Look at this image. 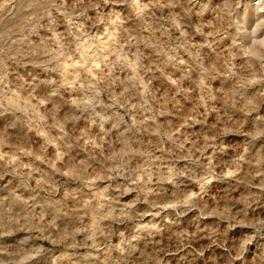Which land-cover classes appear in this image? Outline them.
<instances>
[{"label":"clouds","instance_id":"1","mask_svg":"<svg viewBox=\"0 0 264 264\" xmlns=\"http://www.w3.org/2000/svg\"><path fill=\"white\" fill-rule=\"evenodd\" d=\"M0 264H264V0H0Z\"/></svg>","mask_w":264,"mask_h":264}]
</instances>
